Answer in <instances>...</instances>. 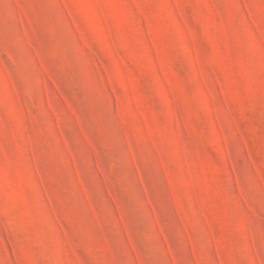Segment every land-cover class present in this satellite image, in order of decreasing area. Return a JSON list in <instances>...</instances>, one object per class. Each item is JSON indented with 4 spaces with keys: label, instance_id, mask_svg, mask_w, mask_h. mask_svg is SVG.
Masks as SVG:
<instances>
[{
    "label": "rangeland",
    "instance_id": "1",
    "mask_svg": "<svg viewBox=\"0 0 264 264\" xmlns=\"http://www.w3.org/2000/svg\"><path fill=\"white\" fill-rule=\"evenodd\" d=\"M0 264H264V0H0Z\"/></svg>",
    "mask_w": 264,
    "mask_h": 264
}]
</instances>
